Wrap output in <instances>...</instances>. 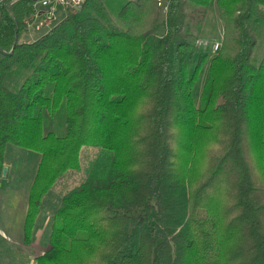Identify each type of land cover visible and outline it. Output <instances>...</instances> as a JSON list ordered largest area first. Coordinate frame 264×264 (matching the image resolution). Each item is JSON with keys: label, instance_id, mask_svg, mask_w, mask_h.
<instances>
[{"label": "trees", "instance_id": "obj_1", "mask_svg": "<svg viewBox=\"0 0 264 264\" xmlns=\"http://www.w3.org/2000/svg\"><path fill=\"white\" fill-rule=\"evenodd\" d=\"M36 1L0 0V177L8 145L39 157L26 244L49 188L79 170L83 146L100 148L61 197L39 264H264V184L250 160L264 146V0H164L162 12L156 0H86L19 41ZM210 11L222 35L207 60L196 43ZM205 130L214 146L192 183L179 149Z\"/></svg>", "mask_w": 264, "mask_h": 264}, {"label": "rangeland", "instance_id": "obj_2", "mask_svg": "<svg viewBox=\"0 0 264 264\" xmlns=\"http://www.w3.org/2000/svg\"><path fill=\"white\" fill-rule=\"evenodd\" d=\"M111 1H118L113 4L110 3L113 7H118L125 0ZM211 1L213 4L214 0H210L209 3ZM12 2L13 0H10V3ZM155 4L162 12V7L160 8L157 2ZM33 6L36 9H41L38 3H35ZM62 14L63 12L58 9L56 20L52 23L58 21L62 17ZM215 16L211 11L208 13L207 22L203 29L204 32L200 40H198L202 44L198 45V42L196 43L198 51L209 52L207 60L216 52L213 49V45L218 44L220 46L221 25ZM111 17L112 21L116 23L117 20L114 13H112ZM38 21H34L35 23L33 22L29 27L26 26L25 32L18 38L19 41L23 40L24 37L25 41L35 40L48 31V27L36 30L35 25H37ZM159 21H161L160 17ZM263 49L264 26H262L260 37L258 35L254 59L258 60L261 57ZM207 77L208 61L201 65L193 88L196 107L201 105L202 90ZM263 117L264 115H260L261 119ZM261 131L260 137L264 139V129H261ZM182 132V128H178L175 131V136H180ZM208 134L209 130L200 131L198 139L194 142L192 140V143L189 144L188 152L181 151L178 148L184 154V162L182 164L185 166L187 176L192 179V183L205 171L209 152L214 146ZM99 151L100 148L95 146H83L79 151V170L67 172L49 188L43 197V208L36 217L30 240L26 244L23 241V219L27 208L29 188L36 173L39 157L37 154L11 145L6 147L5 163L3 166L6 170L4 175L0 177V264H39L37 258L42 256L49 248L48 241L51 227L54 223L53 213L59 208L61 197L69 190L77 187L85 179L86 173L98 156ZM250 157L257 179L261 184H264V146L258 145L252 148ZM193 236L197 238L195 231H193Z\"/></svg>", "mask_w": 264, "mask_h": 264}, {"label": "built area", "instance_id": "obj_3", "mask_svg": "<svg viewBox=\"0 0 264 264\" xmlns=\"http://www.w3.org/2000/svg\"><path fill=\"white\" fill-rule=\"evenodd\" d=\"M85 1L86 0H37L36 4L38 3L41 9H36L32 6V14L26 19V26L29 27L34 21L39 20L37 25H35L36 30L46 27L50 28L54 24L52 22L56 20V12L58 9H61L64 13L67 9L77 11L84 5ZM156 2L159 7L164 5V0H156ZM201 44L202 43L198 41V45ZM213 49L217 50L218 44H214Z\"/></svg>", "mask_w": 264, "mask_h": 264}, {"label": "crops", "instance_id": "obj_4", "mask_svg": "<svg viewBox=\"0 0 264 264\" xmlns=\"http://www.w3.org/2000/svg\"><path fill=\"white\" fill-rule=\"evenodd\" d=\"M60 10H61V9H60ZM61 11H62V10H61ZM62 12H63V11H62ZM63 16H64V12H63V14H62V17H63ZM62 17H61V18H62ZM61 18H60V19H61ZM60 19H59V20H60ZM59 20H58V21H59ZM58 21H56V23H57ZM53 25H54V24H53ZM24 39H25V37H24ZM24 39H23L22 41H25ZM31 41H33V40H31ZM26 42H30V40H26Z\"/></svg>", "mask_w": 264, "mask_h": 264}, {"label": "water", "instance_id": "obj_5", "mask_svg": "<svg viewBox=\"0 0 264 264\" xmlns=\"http://www.w3.org/2000/svg\"><path fill=\"white\" fill-rule=\"evenodd\" d=\"M14 1V0H13ZM5 170H6V168L5 167H3L2 168V175H4V173H5Z\"/></svg>", "mask_w": 264, "mask_h": 264}]
</instances>
